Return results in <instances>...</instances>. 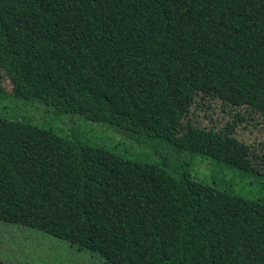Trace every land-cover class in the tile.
Here are the masks:
<instances>
[{
    "label": "trees",
    "instance_id": "1",
    "mask_svg": "<svg viewBox=\"0 0 264 264\" xmlns=\"http://www.w3.org/2000/svg\"><path fill=\"white\" fill-rule=\"evenodd\" d=\"M0 73V103L38 101L264 178L234 127L182 126L200 95L264 117V0H0ZM0 221L110 264H264V196L1 111Z\"/></svg>",
    "mask_w": 264,
    "mask_h": 264
},
{
    "label": "rangeland",
    "instance_id": "2",
    "mask_svg": "<svg viewBox=\"0 0 264 264\" xmlns=\"http://www.w3.org/2000/svg\"><path fill=\"white\" fill-rule=\"evenodd\" d=\"M0 87L12 93L10 81L0 73ZM0 111L16 120L36 126L91 147H105L130 159H146L167 164L171 170H188L189 176L208 185L219 184L246 198L264 196V178L256 173L230 169L212 159L191 158L175 150L164 139L134 137L108 125L87 121L80 115H68L38 101H18L7 97ZM244 117V120L241 118ZM209 129L234 127L235 137L252 147L256 165L264 173V117L249 107L236 108L223 101L200 95L182 120ZM0 264H110L99 253L79 249L50 234L18 224L0 221Z\"/></svg>",
    "mask_w": 264,
    "mask_h": 264
}]
</instances>
